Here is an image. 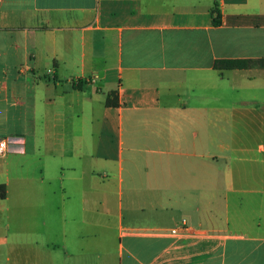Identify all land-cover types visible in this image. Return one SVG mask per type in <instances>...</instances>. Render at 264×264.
<instances>
[{"label":"crops","instance_id":"0c3cea01","mask_svg":"<svg viewBox=\"0 0 264 264\" xmlns=\"http://www.w3.org/2000/svg\"><path fill=\"white\" fill-rule=\"evenodd\" d=\"M8 137L0 264H264V0H0Z\"/></svg>","mask_w":264,"mask_h":264},{"label":"built area","instance_id":"2783aa9c","mask_svg":"<svg viewBox=\"0 0 264 264\" xmlns=\"http://www.w3.org/2000/svg\"><path fill=\"white\" fill-rule=\"evenodd\" d=\"M18 137L0 138V156L20 152L16 145L20 144Z\"/></svg>","mask_w":264,"mask_h":264},{"label":"trees","instance_id":"16d2710c","mask_svg":"<svg viewBox=\"0 0 264 264\" xmlns=\"http://www.w3.org/2000/svg\"><path fill=\"white\" fill-rule=\"evenodd\" d=\"M212 15H213V24H214V25H219V24H220V14H219V11H218L216 8H214V9L212 10ZM105 105H107V106H111V105H115V104H112V103L110 102V98L107 97V98H106V101H105ZM0 197H1V198H4V194H3L2 192L0 193Z\"/></svg>","mask_w":264,"mask_h":264},{"label":"rangeland","instance_id":"374dc122","mask_svg":"<svg viewBox=\"0 0 264 264\" xmlns=\"http://www.w3.org/2000/svg\"><path fill=\"white\" fill-rule=\"evenodd\" d=\"M18 83H19V84L21 83V79L18 80ZM254 198H256V199H258V198H262V199H264V194L255 195Z\"/></svg>","mask_w":264,"mask_h":264}]
</instances>
